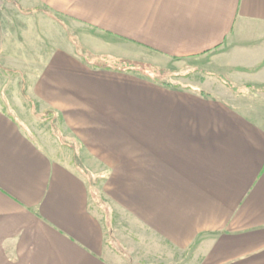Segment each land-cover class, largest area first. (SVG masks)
Listing matches in <instances>:
<instances>
[{"label":"crops","instance_id":"crops-1","mask_svg":"<svg viewBox=\"0 0 264 264\" xmlns=\"http://www.w3.org/2000/svg\"><path fill=\"white\" fill-rule=\"evenodd\" d=\"M14 3L33 14L0 20V65L43 71L24 95L0 76V264H127L108 244L112 207L175 251L196 247V264H264V0ZM35 17L57 34L46 47L14 34ZM115 62L188 65L196 82Z\"/></svg>","mask_w":264,"mask_h":264},{"label":"rangeland","instance_id":"rangeland-1","mask_svg":"<svg viewBox=\"0 0 264 264\" xmlns=\"http://www.w3.org/2000/svg\"><path fill=\"white\" fill-rule=\"evenodd\" d=\"M16 11L18 13L21 12L23 15L33 14L28 10H22L21 8L16 7L14 0H0V20H3L5 16H11L12 12L15 15V13H17ZM15 20L16 19L14 18V34H18L19 41L25 45V47L27 43L35 48L38 46L46 47L49 41L47 38L48 32L52 37L56 38L57 34L54 35L55 33L51 31L52 29L44 22L39 21L36 17L27 23L21 21L16 22ZM67 36L68 40L75 46L77 40L73 32L68 30ZM80 49V47L79 49L76 48V54L81 58H84V55L86 54L83 52L80 53ZM86 59L87 62L95 65H105L108 63V61H103L100 58H90V55L88 57V54ZM115 63L116 65L111 66L124 68L123 70H126L124 65L119 62ZM118 63L120 65H118ZM41 67L42 65H14V69H10L9 65H0V76L4 78L14 77V93L24 95L29 88V84L38 78L43 71ZM132 68V70L129 69L126 71L132 72V74H141L147 78H151L170 86L187 87L186 83L196 82L194 75L190 72V66L188 65L184 69L180 71H172V73H164L150 65H132ZM201 72L203 73V71ZM35 111L37 112L38 109L36 108ZM36 112L35 114H38ZM38 117H40V121L50 124L52 134L60 139L62 143L69 140V136H72L69 133H62V125L54 114L48 112ZM89 163H92L90 157H88V164ZM91 169L101 173L105 171L103 166L97 164L91 166ZM101 175L103 176V174ZM90 178L92 190L99 198L100 204L109 206L107 192L108 181L106 182L107 176H103L102 179H100L93 174ZM103 210L104 212L102 211L101 213L106 214L108 221L110 222L108 229V244L124 259V261H126L127 264H196L194 255L199 253V251L197 252L196 247L190 249L186 254L182 251H175L169 245L158 239L153 232L141 227L136 220L129 217L128 214L126 215L120 209L112 207L109 212H107L105 208Z\"/></svg>","mask_w":264,"mask_h":264},{"label":"trees","instance_id":"trees-1","mask_svg":"<svg viewBox=\"0 0 264 264\" xmlns=\"http://www.w3.org/2000/svg\"><path fill=\"white\" fill-rule=\"evenodd\" d=\"M48 14V13H47ZM127 65H124V67H125V69L126 70H129V69H133L132 68V63L131 64H129V63H126ZM115 69H117V70H122V69H124V68H119V67H115ZM223 80V79H222ZM223 82L226 84V85H228L229 87H231V88H233L232 87V85H230L228 82H226L225 80H223ZM162 85L164 84V85H166L165 83H161Z\"/></svg>","mask_w":264,"mask_h":264}]
</instances>
